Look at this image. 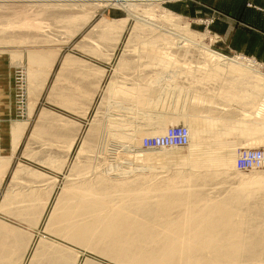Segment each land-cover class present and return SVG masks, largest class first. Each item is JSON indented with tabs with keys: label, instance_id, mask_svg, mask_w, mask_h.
<instances>
[{
	"label": "bare ground",
	"instance_id": "obj_1",
	"mask_svg": "<svg viewBox=\"0 0 264 264\" xmlns=\"http://www.w3.org/2000/svg\"><path fill=\"white\" fill-rule=\"evenodd\" d=\"M107 6L123 10L125 15L121 18L102 16L94 24L92 31L84 35L82 41H90L98 31V36L102 38L114 37L112 41L114 49L120 42L130 18L135 20L129 38L126 39L127 43L123 50L125 52L119 60L128 67V70L132 68L130 73L135 78L128 82L124 77L119 78L120 81L118 78L111 79L107 83L109 84L106 88L108 99L104 104V108L116 106L123 109V113L132 114L134 117H128L126 121L121 122L110 120L103 130L124 141L126 145L130 144V140L134 145L141 138L139 133L148 132L143 128H137L140 120L143 123L146 121L159 125L149 132L150 137L164 135L170 127L177 126L170 124H178L182 120L188 130V148L180 152L178 147L142 151L144 153L139 151L136 154L142 162L144 161L141 167H133L134 170L131 171L125 169L124 172L118 170L121 173L116 174L117 176L106 175L105 172L102 173V169L98 172L94 168L93 172L96 174L90 176L89 161L79 165L81 161L76 160L77 163L69 171L72 170L73 173L70 172V175L77 179L68 181L69 178L66 177L68 182L63 183L64 187L47 214L44 231L56 234L59 238L62 237L80 247L91 249L121 264H264V171H251L252 173L246 172V174L245 171L243 173L234 170V148L237 145L241 147L242 144L245 146L247 142L256 141L264 143V73L251 59L229 58L204 45L203 41H199L202 34L198 37L196 32L193 33L188 28L189 24L177 18L179 15L164 10L165 8L161 9L159 2L154 0H0L1 44L53 42L54 40L49 39L53 35L50 36L49 33L57 27L56 22H61L60 24L66 22L68 24L66 29H71L68 30L70 34L65 36L67 39L60 41L61 45L58 47L32 48L25 53L18 50L10 53L17 64L26 62L25 65H21L24 66L23 72L26 71L28 80L27 117L14 120L8 130L12 154L23 139L46 80L62 51L61 46L82 30L99 9ZM157 12L159 14H156ZM46 35L50 37H44ZM182 42L183 44L179 45ZM94 45L97 46L98 43ZM111 52H107L110 53L107 54L110 58ZM61 62V69L55 78L56 83L53 82L51 91L49 90V98L52 100L48 101H55L58 106L64 105L63 107L69 109L72 103L74 105V102H77H72L74 99L72 96L80 95L78 88V96L74 94L76 92H72L74 95L71 93L76 88L72 86L76 77L71 83L73 89L64 88L65 86L61 89L62 87L58 85L59 90L57 83L66 82V78L62 80L64 76L68 77L79 62L86 65L87 61L68 53L63 56ZM129 62H135V66L129 67ZM192 62L195 63L194 66L191 65ZM145 67H149V71L144 70ZM81 68L85 70L88 67ZM91 70L95 71V74ZM91 70L90 73L94 74L93 78L97 79L104 71L102 69L99 71L97 66L95 70L93 68ZM74 75L84 78L83 75L78 76L75 73ZM181 78L184 80L178 82ZM91 80L92 77L90 82ZM98 81L94 83L96 86L92 85L95 89L99 85ZM65 89L67 93L63 91ZM91 89L90 93L93 91ZM61 90L63 94L59 96L61 92L59 94L57 91ZM67 90H71L72 95ZM54 92L59 94L56 93L59 98L53 97L55 100L51 96ZM89 92L87 91L86 94ZM92 97L93 95L90 98ZM214 97L219 101L220 107L215 101L213 103ZM89 103L88 101V105ZM211 103L216 104L219 109L212 107L213 104L210 106ZM80 106L81 112L87 109L86 106ZM161 107L179 111V114L176 113L175 117L165 119L166 115L154 112L156 108L163 110ZM76 110V113L80 111ZM40 111L23 154L32 157L33 151L30 152L29 146L35 139L40 142L47 141L53 147L56 145V149L58 145L62 146L61 149L58 147L59 150H63L65 146L63 156L58 157V154L56 156L52 153L50 155L48 152L49 157L46 156L45 160H41L42 163L50 164L54 170L62 172L80 126L51 110ZM98 113L103 116L92 119L93 122H90L92 124L89 125V132L85 134L87 137L83 139L79 152L93 150L100 141L101 135L97 133L101 131L102 119L108 111L100 110ZM166 123H170L169 126ZM116 128H119L120 132H116ZM109 137L107 136V140ZM44 146L47 148L46 143ZM52 146L51 148L54 149ZM34 153L37 152L34 150ZM10 156H0V183L12 161ZM88 157L85 159H90ZM160 160L176 161L174 166L177 168L172 169L169 174H167L169 171L164 175L160 174L161 176L154 174L158 177L155 181L151 176V179L149 177L146 179L145 174L136 172L144 168L154 171L156 167L150 162ZM19 163L13 171L11 183L21 179L20 182L25 184V188L22 184L24 190H17L16 193H13L11 188L8 189L4 199L0 201V209L2 211L3 208L11 205L14 208L16 205L26 206L25 212L19 209L14 210V214L23 218L22 221L27 220L31 226L36 227L47 212L57 178L46 176L44 172L43 174L26 164ZM164 170L166 172V169ZM22 179L27 182H23ZM0 225L6 227L1 221ZM45 240V238L40 239V244H46Z\"/></svg>",
	"mask_w": 264,
	"mask_h": 264
},
{
	"label": "rangeland",
	"instance_id": "obj_2",
	"mask_svg": "<svg viewBox=\"0 0 264 264\" xmlns=\"http://www.w3.org/2000/svg\"><path fill=\"white\" fill-rule=\"evenodd\" d=\"M154 1L155 2H159L161 9H164L165 8L164 10L167 9V10L173 12L174 14L176 13L177 16L179 15L177 18L180 21H182V22H186L187 25L189 24L188 25V28L191 29V31H193V33L196 32V35L198 34L197 35L198 37H200L201 34H202L201 38L202 37L203 38L202 39L200 38L199 41L200 42L203 41L204 42L203 44L204 45H207L210 49H212V50H214L216 52H219L221 54H224L225 56H227L229 58H235L236 57V58H248V59H251V60L254 61L253 63L257 66V68L264 73L263 66L260 65L259 63H257V62H261L260 60H258L257 58H254L251 55L244 54V53H241V52H237L236 50H232L230 48V46H228V45H226L224 43V41H223V39H222V37L220 35H217V34H214V33L211 32L210 25L212 24V22H214V21H216L218 19H221V18L222 19H226V20L229 19V18H232L230 15L224 14L223 12H220L219 10H216L213 7H207L208 13H206V8L204 7L205 4L202 3V0H154ZM233 5L234 4H229V5H226V7L227 8H231ZM255 5H257L256 7H258V8L260 7L261 9H263L264 8V0H255ZM255 10L258 11L257 8H255ZM259 12H261V10ZM156 14H159V13L157 12ZM124 15H125V12L123 10H120V9L116 8V7L107 6V7H103L101 9H99L97 11V13L95 14V16L91 19V21H89V23L82 30H80L68 43H66V44H64V45L61 46L62 47V49H61L62 51L60 52L59 57H58V59L60 58L59 59V62L61 61L62 57L64 55L68 54V53L73 54V55L78 56V57H81L80 54H89L90 56H93V58H92L94 60L93 62H118L116 69L120 71V74H118V76L116 78H118V79L121 78V77L127 78V82L130 81V80H132V79H134L135 76L132 73H130V71H131L130 69H132V68H130L128 70V67L125 64H122L121 62H119L121 55L123 54V52H125L123 50L125 49V46H126L125 44L127 43V40L129 38V34L132 31L133 26L135 25V24L133 25V23H135L134 22L135 20L133 18H130V20L128 21V24H127V26L125 28V31L122 34L121 40H120V42L118 44H116L117 47L115 46L114 49H113V46H112L113 45L112 41H113V38L114 37L112 38L111 36H109L108 38H102V37L98 36L99 35L98 34V31H96L97 34L94 35L93 38L90 39V41H92V42H90L89 40L82 41L84 39L83 38L84 35H86V33L88 34V33H90L92 31V28L94 27V24H96L98 22L97 20H99L102 16H104L106 18H121ZM60 23L61 22H56L57 27L55 26L56 28H54L56 31L54 29H52L50 31V33H49L50 36L53 35L54 38L53 37H50V36H49L50 37L49 38L48 37L49 34L46 35V36H44V37L49 38L52 41L54 40L53 41L54 43L53 42H49V43H46V42L45 43H39V42H36V43H32V42L30 43L29 42L28 43V42H25V43H20V44L19 43H15V44L14 43H10V44H1L0 43V156H2V154H1V151H2V141L5 138V132L3 130V128H4L3 124L5 123V120L2 118V114H1V112H2V107H1V103H2L1 102V75H2V72H1V64L2 63L1 62H4L5 65H8L11 68V83H10V105H11L10 106V112H11V119H12L11 120V123L14 120H16V119H26V117H27L26 111H27V103H28L27 102V100H28L27 99V92H28V90H27L28 89L27 83H28V80H27V75H26L25 69H24L25 73L23 72V76L21 74V71H23V67H24L21 64H24L25 65L26 62H21V64H17V62L13 61V59L11 58L10 53L12 51H17V50L18 51H22V53H25L27 50H30L32 48L33 49L34 48H40V49H44L45 48L46 49V48L54 47V46L55 47H58L59 45H61V42L60 41H65L67 39L65 36H68L70 34V31H68V30H71V29H66V27L68 28V24L66 22H65V24L64 23L60 24ZM62 26L63 27L65 26V28H63ZM61 28H63V29H61ZM52 32H54V33H52ZM99 40H102V41H99ZM105 40H107V41H105ZM104 41H105V43H104ZM94 43L95 44L98 43L97 46L99 48L97 46H95V45H94L95 46L94 47L93 46ZM80 44L83 45V46H81ZM182 44H183V42L182 43H179V45H182ZM25 47H27V48H25ZM92 47L95 48L94 49L95 51H93V48ZM110 48H112L113 50L112 49L110 50ZM9 49H11V50H9ZM87 49H88V51H87ZM197 49H199V48H197ZM4 50H5V52H4ZM111 51H113V52H111ZM107 52H111V54H112L111 55V58L108 57V55H110V53L108 54ZM194 64L195 63H193L191 65L194 66ZM130 66H135V62H129V67ZM148 68L145 67L143 69L144 70L147 69L146 71H149L150 68L149 69ZM15 71H16V73H19V71H20V75L16 76V78H18L16 80L14 78ZM21 78H22V80H21ZM112 79H115V78H112ZM182 79L183 78H181L180 81H178V82H181V81L184 80V79L183 80ZM107 99H108V96L105 93V96L103 97V101H102V103H101V105L99 107V110H98V111H100V110L101 111H104L105 110V112L108 111V113L106 114V116L104 115L105 118L102 119L103 126L101 125V127H102L101 128V131L99 133H97V135L98 134L101 135L100 136V139H99L100 141L97 142L96 147L93 150H91L92 152L89 151V150H85L87 152H83V151L82 152H79V149L82 146L83 141H84L83 139H85V137H87V135H85V134L86 133L88 134V132H89V130H88V129H90V126L89 125L92 124L90 122L91 121L93 122L95 116H96V119L97 118H100V117L102 118V116H103L102 114L99 115V113H97V115L99 116V117H97V115L94 113L95 112L94 111L93 114H92V116H90V119H89L88 123L84 125V128H83L82 132L80 133L79 138H78V140H77L74 148L72 149L71 153L69 154V157H68L67 162L65 164L66 166H64V168L61 170L62 172L54 170V168L50 167V164L42 163L41 160H43V159L45 160L47 157H49L48 156L49 153H50V155L53 154V155H56V156L58 154L59 155L58 157L63 156V153H64L63 150H64L65 147H63V150H59L58 147L59 148L60 147L62 148V146H59L58 145L57 146V149H56V145H54V147L51 145L54 148V149H52L51 146L49 147V145L48 146L46 145L47 148H45L44 145H45V143H47V141H42L41 140V142H42L41 143L40 140H38V139L36 140L35 139L36 141L33 140V142L31 143V146H29L30 152L33 151L31 153V156L33 158L32 157H29V156L27 157L26 155L23 154L24 151H25L26 145L28 144L27 143L29 141V138L28 137L30 136L32 127L34 126V124H35V122L37 120L38 111H39L40 107L44 106V104H45L44 96L38 102L37 107L35 108L34 114L32 115V117L29 120V127L27 129V133H26V135H25V137L23 139V142H22V144L20 146L17 160L19 162H22V163L26 164L29 167H32V168H34L36 170H39V171H42L44 173H51V172H53L54 175H51V176H54L55 178H57V182H56L57 184L55 185L54 194H53V196L51 198L50 205H49V207L47 209V212H46L45 216L43 217V221H42V223L40 225V230L41 231L45 227V226L43 227V225L45 223V219L47 217V214L52 209V206L54 205V201L56 200V198L58 196V193L60 192V190H62V187H64V184L63 183H66V182H68L70 180H73L74 181V180L77 179V178L76 179L74 178L75 176L73 177L72 175H70V172H72V170L69 171V169H72L71 167H73L75 165V163H77L76 160L78 161V159H79V161H81V162L78 161L79 162V165H83L84 163H86L87 161H89V165H90V168H91L90 169L91 172H88V175L91 173L90 176L92 174H96V172H93V168L95 169V171H98V172L99 171L101 172V169H102V173L105 172L104 174H106V175H109V176H117V175H119L121 173V172H118V170L119 171H121V170L123 171V170L126 169L125 171H131V170H134V168H139V166L144 163V161L142 162L141 158H139V156H137L138 155V154H136L137 152H139V151L140 152H142V151H145L146 152L147 150H149V151H157L158 150V149L157 150H154V149H145L142 146V141H143L144 137L146 138L148 136V134H150L149 133L150 131L143 132L146 135H144L143 133H139L138 134L139 137H141V138H139L140 140H138L139 143L137 142L139 145L137 143H135L133 145L132 144V141L129 138L128 139L130 140V144L129 145H126V143L124 144V141L118 140L117 138L111 136V134H109L108 131L103 130L104 127H105V125L106 124L108 125V123H109L110 120L111 121H116V122H121L122 120H125L126 121V119H128V117L133 116L132 114L130 115L128 113H123L122 112L123 109H121L119 107H116V106L115 107L114 106L113 107H110L108 109L106 107L104 108V104H105V102H106ZM99 101H100V95L98 96L96 105H97V103H99ZM156 109H160V108H156ZM162 109L164 110L166 108L163 107ZM167 110L170 111V110H173V109L167 108ZM113 112H119V113L114 114ZM173 112L178 113L179 111H174L173 110ZM135 117H137V116H135ZM135 120H136V118L134 119V122H135ZM138 123H140V121ZM155 125L156 126H159L157 124H155ZM171 125H180V126L186 127V123H184L182 120H180L178 122V124L176 123V124H171ZM137 128H140V127H137ZM116 129H117L116 132L117 131L120 132L119 131V128H116ZM121 132H122V130H121ZM125 132H128V131H125ZM162 135H159V136H162ZM107 136L108 137L110 136L108 138L109 140H107ZM7 138H8V136H7ZM104 138H105V140H104ZM37 141H38V143H37ZM34 142H36V143H34ZM250 143L251 142H247L246 143L247 146H246V144H245V146H244V144H242V146L240 144L241 147H239V145H237L236 148H234V158H235L234 159V163H235L234 164L235 165L234 166V170L236 169V171L237 170L238 171L240 170L242 172L245 171V173L248 172V174L249 173H252L251 171H253V172H256V171H260V172L261 171H264V167H262V168H255L254 170L253 169L251 170L250 168H247V169H239L238 167H236L237 166L238 159L240 157V154H242L243 152L249 151V150H251V151H257V150L264 151V143H260L258 141H256L255 143L252 142L251 143L252 145ZM39 144H41V146ZM43 146H44L45 149L43 148ZM41 147H42V149H40ZM48 147H49V149H52V150H49ZM36 148H38L39 150L37 149L38 150L37 151ZM168 148L170 149V147H168ZM168 148H166V149H168ZM187 148H188V144L185 145V146H183V147L181 146V148L178 147L179 152L182 151V150L183 151H186L185 149H187ZM46 149L49 150V151H47ZM34 150L37 153H34ZM84 153L86 155H84ZM142 153H144V152H142ZM134 154H135V156H134ZM87 157L90 158V159H88V160L85 159ZM82 158H84V159H82ZM83 160H84V162H82ZM92 160H93V162H92ZM39 161H40V163H39ZM128 161H130L132 163H129ZM90 162H92V165H91ZM150 163L153 166H155L156 168L158 167L157 170H156V168L153 169L155 171V173H154V171H151L148 168H144V170H141V171H139V169H138V171H136V172H142L143 175L145 174L146 179H147V177H149V179H151L150 178V176H151V177H153L152 180H154V181H155L156 178H158L157 176L164 175L168 171L169 172L167 174H169V173H171V171H173L174 169L177 168V166L176 167L174 166V165H176L175 164L176 161L160 160V161H155L154 163L153 162H150ZM166 164H168V165L170 164L169 167H167L168 165H166ZM98 166H100V167H98ZM172 166H173V168H172ZM159 167L162 168V169H160ZM252 168H254V167H252ZM164 169H166V172H165ZM107 170H110V171H107ZM116 170H117V172H115ZM135 170H137V169H135ZM106 171L109 174H107ZM151 172H153V173H151ZM158 172H159V174H158ZM67 173H69V174H67ZM130 173L131 174H134L135 172L134 173L130 172ZM139 174H141V173H139ZM154 174H156L157 176L154 175ZM66 177L69 178V180L66 179ZM70 177H72V179ZM66 180H68V181H66ZM213 187L217 188L216 186H213ZM210 191H212V189ZM13 193H16V192H13ZM4 196H5V194H0V201L1 202L4 199ZM10 207H12V205ZM19 209L20 210L22 209V211L25 212L26 211V206L16 205L15 208L12 207V210L11 211L10 210L0 211V215L3 216V217H5V218H7L8 220H11L14 223H20L21 222L20 220H23V218H20V216L14 214V210H19ZM25 221L26 222H29L27 220H25ZM42 234H44V233H42ZM47 235L48 236H50V235L51 236H54L56 234L47 233ZM60 238H62V237H60ZM85 249H86V251L88 253L91 252V253L100 255V253H97V252H95V251H93L91 249H87V248H85ZM113 262H116V261H113Z\"/></svg>",
	"mask_w": 264,
	"mask_h": 264
},
{
	"label": "crops",
	"instance_id": "obj_3",
	"mask_svg": "<svg viewBox=\"0 0 264 264\" xmlns=\"http://www.w3.org/2000/svg\"><path fill=\"white\" fill-rule=\"evenodd\" d=\"M202 3L205 4L204 7L206 8V13H208L207 7H213L216 10H219L220 12H223L224 14H228L232 17V18H229L227 20L221 18V19H218V20L212 22V24L210 25L211 32L214 34L220 35L222 37L224 43L226 45L230 46V48L232 50H236L237 52H241L244 54L251 55L254 58H257L258 60H260L261 62H257V63L262 65L263 69H264V14H263L264 8L261 9L260 7L259 8L256 7L257 5H255V0H202ZM229 4H234V5L231 8H227L226 5H229ZM255 8H257L258 11H256ZM260 10H261V12H259ZM80 56L81 57H79V58H82V59L87 61L86 65H82V63L79 62L80 64L78 63L77 66L74 67V69H76V70L72 69V70H74V72H72V70H71V74L68 77L64 76V79H62L63 78V76H62V78H60L62 80H65V78H66L67 81L65 82V81L59 80V82L62 81L64 83L63 84L57 83V86L58 85L60 87L65 86L64 88L71 87V83L75 80V77H76V81L74 83H72L73 88L76 87L75 88L76 90L71 87L70 89H73V91L70 90L71 93L76 92L74 94L77 95L80 92V95H81L83 93V91H86V92H84L85 94L84 93L82 94V98H80L81 96L79 94H78L79 96L77 95L78 97L72 96V98L74 97V99H75V100L73 99L72 102H74V101L78 102L79 99H81L80 102H82V104H80V105H82L83 107L86 106V104L88 105V101L90 102L88 105L90 108L88 106H86L88 111H87V109L83 110L85 113V116H83L84 115L83 111L81 112V110H80L81 106L78 104L80 102H78V103L74 102V105H72L73 104L72 103L71 104L72 106L70 105V108H69L70 110H69L66 106L63 107L64 105L58 106V104L55 101H50L53 103H50L48 101V100H52L49 98L50 97L49 96L50 91H51L50 88L52 87L51 85L54 84L53 82H55V78H57L56 76H58V71H60V69H61L60 67L62 66V62L61 61L59 62L60 58L56 61L55 65L53 66V68L50 72V75L47 78L48 80H46L45 87L43 88V91H42L41 96L39 98V101L41 100V98L43 96L45 99V104H44V106L40 107L39 111L41 109L42 110L43 109L51 110L54 113L56 112L57 115L59 114L60 116L62 115L63 117L64 116L67 117V118L64 117L65 119L69 118L68 120H70V121L73 120L72 121L73 123L75 122V124L77 123L76 124L77 126H80L79 127L80 130L77 133V138L75 139L76 141L73 145V148H74V146H75V144L79 138L80 133L82 132V130L84 128V125L88 123L90 116H92L94 111H95L94 113L97 115L99 107L103 101V97L105 96L107 85H109L107 83H109L112 78H116L118 76V74H120V71L116 69L118 62H93L94 61L92 59L93 56H90L89 54H80ZM1 63H2L1 64V72H2V75H1V102H2L1 107H2V112H1V114H2V118L5 120V123L3 124V126H4L3 130L5 132V138L2 141L1 154H2V156L4 155V156L8 157V156L12 155V157H13L12 158L10 156L12 161L10 162L9 168L6 171L7 173L4 175V177L2 179L3 181H1V183H0V194H5V192H7V190L10 188H11L10 190H12V192H17V190H21V189L24 190L23 188H25V186H24L25 184L20 182L21 179L19 181L16 180L12 183H11V180H12L13 171L19 162L17 160L18 152H19L20 146L23 142V139L27 133V129L29 127V124H28L26 131H25L23 139L20 142L19 147L15 151L16 154L15 153H14L15 155L12 154L10 134L8 131V130H10V125H11V120H12L11 119V112H10V106H11L10 105L11 68L8 65H5L4 62H1ZM88 64H90V65H88ZM79 65L80 66L82 65L81 67L84 66V67H88V68H86L87 70L86 69L84 70V68H81ZM96 66L98 69H100L99 71L104 70V71H102L103 75L100 74V76H102L101 79H99L100 76L98 77V79L93 78L95 71L93 72L91 69L93 68V70H95ZM99 66L101 68H99ZM76 67H78L79 70H77L78 68H76ZM90 70L92 73H94L93 75H92V73H90ZM76 71L77 72L80 71V72L76 73ZM85 71H87V72H85ZM74 73L78 74V76L83 75L82 77H84L86 79L77 77V75L75 76ZM79 73H81V74L79 75ZM87 73H88V76H87ZM89 75H90V77H89ZM88 77H89V79H88ZM91 77L94 80V82H93V80H91L92 83L90 82ZM95 77H96V75H95ZM68 78H70V79H68ZM70 80H71V82H70ZM80 80H81V82H80ZM85 80H87L88 82ZM96 80H99L97 83L99 85L95 89V87L92 85H95L94 83L96 82ZM119 81H120V79H119ZM67 82L68 83L70 82L69 83L70 85ZM76 82L78 84H76V86H75L74 84ZM87 83L90 85H88ZM86 85H88V87H86ZM59 86H58V89L60 88ZM79 86H83V87L79 88ZM63 87L61 89H63ZM77 88H78L79 92L77 91ZM90 89L93 90L92 93L94 92V90H96L94 92V94L90 93L91 92ZM63 91L66 92V89ZM63 91L62 90L57 91L59 94L61 92L60 95L57 92L52 93V95H51L52 98L57 96V95L61 96L63 94ZM70 91H68L69 94H71ZM87 91L88 92L90 91L89 94H86ZM56 93H57V95H56ZM66 93H64V94H66ZM53 94H54V96H53ZM87 95H90V96H87ZM92 95H93V97L90 98ZM99 95H100V101H99L100 104L97 103V105H96V102H97ZM59 96H57L56 98H59ZM85 97H86V99H85ZM214 98L216 99V97H214ZM214 98H213V103L216 102L217 106H218L220 103L217 99L215 100ZM90 99H91V101H90ZM53 100H55V98H53ZM86 100H88V101H86ZM54 102L56 105L54 104ZM213 103H211V105L210 104L209 105L212 106ZM60 106H62V107H60ZM217 106H216V104H213L212 107L216 108ZM220 106H218V107H220ZM36 107H37V105H36ZM218 107H217V109H219ZM65 108H67V109H65ZM75 108L78 109V111L79 110L80 111L76 113L77 110ZM85 108H83V109H85ZM207 108H208V106H207ZM72 110L74 112H72ZM39 111H38V115H39ZM154 112L159 114V115H163V116L166 115L165 119H167V117H175V115H176V112L173 113L172 110L169 111L166 109L165 110L156 109V110H154ZM79 113H81V114H79ZM113 113L116 114L119 112H113ZM33 114H34V112H33ZM168 115H170V116H168ZM247 118L249 119L250 117L248 116ZM169 124L170 123H168V124L166 123L167 126H169ZM138 126L140 128H143V130H145V131L146 130L153 131V129L156 127V125H154L152 123H148L146 121L143 123L141 120H140V123L138 124ZM57 129L62 130V128H57ZM31 132H32V130H31ZM30 135H31V133H30ZM7 136H8V138H7ZM47 143L50 146L49 142H47ZM47 143H46V145H47ZM63 147H65V146H63ZM20 163H22V162H20ZM45 175L51 176V175H54V173L53 172L46 173ZM22 181H23V179H22ZM23 182H27V181L24 180ZM22 184L24 187L22 186ZM17 186H19L20 188ZM7 187H9V188H7ZM26 188H27V186H26ZM54 190H55V187H54ZM53 194H54V191H53ZM5 208L7 210L11 209V207H8V206H6ZM5 208H3L4 211L6 210ZM0 211H1V209H0ZM0 221H1V223H4V225L6 224V227L3 225H0V264H34V263L35 264H91V263L92 264H118L117 262H113L115 260L112 261V259H110L109 257L107 258L106 256H103L102 254L98 255V254H94L91 252L88 253L84 247H82V246L80 247L79 245H77L75 243H71L70 241H66L64 239H61L56 235L55 236H51V235L48 236L47 233H49V232L46 233L45 231H43L44 228L42 231L40 230V225H41L43 220L36 227L31 226L29 224V222L22 221V220H20L21 221L20 223H14L11 220H8L7 218H5L1 215H0ZM43 227H44V225H43ZM42 233H44V234H42ZM42 238L46 239L45 240V242H47L46 244L45 243L40 244V239H42ZM52 246H54V247H52ZM64 248L66 250H70L71 252L70 251H68V252L64 251L65 250ZM72 251H73V253H72ZM119 264H121V263H119Z\"/></svg>",
	"mask_w": 264,
	"mask_h": 264
},
{
	"label": "built area",
	"instance_id": "obj_4",
	"mask_svg": "<svg viewBox=\"0 0 264 264\" xmlns=\"http://www.w3.org/2000/svg\"><path fill=\"white\" fill-rule=\"evenodd\" d=\"M23 76V71H21ZM20 75L19 73H14L15 80L18 79L16 76ZM14 80V81H15ZM22 80V78H21ZM188 131L184 126H172L167 132L162 136H152L146 137L142 141V146L145 149H159V148H168V147H181L188 144ZM264 167V151H245L243 152L237 162V167L239 169H252Z\"/></svg>",
	"mask_w": 264,
	"mask_h": 264
}]
</instances>
